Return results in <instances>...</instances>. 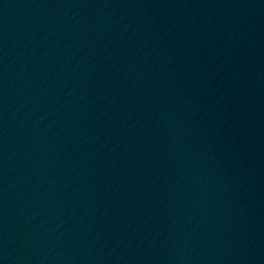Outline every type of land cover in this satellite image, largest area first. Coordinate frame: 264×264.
I'll list each match as a JSON object with an SVG mask.
<instances>
[{"label": "water", "instance_id": "water-1", "mask_svg": "<svg viewBox=\"0 0 264 264\" xmlns=\"http://www.w3.org/2000/svg\"><path fill=\"white\" fill-rule=\"evenodd\" d=\"M0 264H264V0H0Z\"/></svg>", "mask_w": 264, "mask_h": 264}]
</instances>
